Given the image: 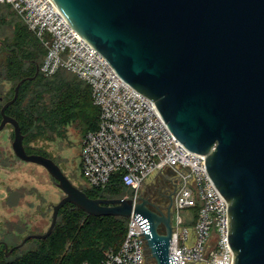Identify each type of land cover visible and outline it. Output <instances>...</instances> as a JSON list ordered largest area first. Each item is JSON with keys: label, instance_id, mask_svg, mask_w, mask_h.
<instances>
[{"label": "water", "instance_id": "95a60500", "mask_svg": "<svg viewBox=\"0 0 264 264\" xmlns=\"http://www.w3.org/2000/svg\"><path fill=\"white\" fill-rule=\"evenodd\" d=\"M52 1L125 81L154 100L181 142L206 155L229 203L234 264H264V0ZM23 81L2 108L0 132L12 124L16 155L44 166L66 195L54 206L48 231L20 245L48 237L71 202L96 216L129 217L134 210L156 264H178L170 255L171 217L151 209L145 197L158 198L169 177L181 174L168 162L156 167L137 201L90 197L54 158L27 151L19 121L6 112Z\"/></svg>", "mask_w": 264, "mask_h": 264}, {"label": "built area", "instance_id": "2783aa9c", "mask_svg": "<svg viewBox=\"0 0 264 264\" xmlns=\"http://www.w3.org/2000/svg\"><path fill=\"white\" fill-rule=\"evenodd\" d=\"M10 4L43 44L40 71L66 70L87 82L100 109L99 125L83 136L81 171L87 187L122 183L137 195L145 179L167 162L176 175L170 255L178 264H234L229 242V203L206 166V155L187 148L154 100L124 80L110 61L73 27L52 0H0ZM130 197V195H125ZM129 216L126 238L100 264H148L144 228ZM80 264H93L88 260Z\"/></svg>", "mask_w": 264, "mask_h": 264}, {"label": "trees", "instance_id": "16d2710c", "mask_svg": "<svg viewBox=\"0 0 264 264\" xmlns=\"http://www.w3.org/2000/svg\"><path fill=\"white\" fill-rule=\"evenodd\" d=\"M25 24L16 28L0 47V123L3 106L14 97L16 86L24 80L18 98L6 112L19 121L27 151L47 155L31 142L64 138L72 123L85 129L86 134L98 127L100 109L94 103L91 86L76 75L66 70L50 77L41 71L37 73L46 50ZM5 82L12 83L6 94L2 88ZM126 189L122 183L115 182L107 190L90 187L84 190L94 198H117L124 197ZM128 222L125 216L89 214L69 202L61 208L58 222L48 237L28 240L36 241L37 247L12 258L6 242L1 241L0 264H80L84 260L100 264L105 250L121 247ZM22 247H15L13 252Z\"/></svg>", "mask_w": 264, "mask_h": 264}, {"label": "rangeland", "instance_id": "374dc122", "mask_svg": "<svg viewBox=\"0 0 264 264\" xmlns=\"http://www.w3.org/2000/svg\"><path fill=\"white\" fill-rule=\"evenodd\" d=\"M23 24V18L10 4L0 2V47ZM11 85V82L4 83V94ZM85 132V129L72 123L68 125L64 138H40L31 143L54 158L73 182L86 190L87 179L81 171V148ZM14 136L12 124L0 132V242H6L8 252L20 246L26 236L48 231L54 206L66 195L44 166L24 161L16 155L13 149ZM144 187L145 182L139 194H142ZM123 194L134 196L128 187ZM37 245L34 240L27 241L18 252L11 251L9 257L23 254ZM111 249L105 250L103 256ZM149 254L148 264H155L150 249Z\"/></svg>", "mask_w": 264, "mask_h": 264}, {"label": "flooded vegetation", "instance_id": "af4514ba", "mask_svg": "<svg viewBox=\"0 0 264 264\" xmlns=\"http://www.w3.org/2000/svg\"><path fill=\"white\" fill-rule=\"evenodd\" d=\"M170 178L171 185H167V189L162 193L158 198L152 197L151 195L145 197L149 201V206L154 211L171 217L172 225H173V205H174V196L178 188V181L176 178ZM169 186V187H168ZM129 195V194H127ZM143 197L145 195H142ZM125 197V196H124ZM160 228L162 231L166 229L165 223H161Z\"/></svg>", "mask_w": 264, "mask_h": 264}]
</instances>
